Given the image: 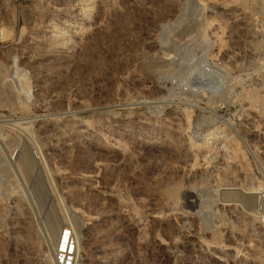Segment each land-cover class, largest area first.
<instances>
[{"label":"rangeland","instance_id":"374dc122","mask_svg":"<svg viewBox=\"0 0 264 264\" xmlns=\"http://www.w3.org/2000/svg\"><path fill=\"white\" fill-rule=\"evenodd\" d=\"M0 174V264H264V0H0Z\"/></svg>","mask_w":264,"mask_h":264},{"label":"bare ground","instance_id":"6f19581e","mask_svg":"<svg viewBox=\"0 0 264 264\" xmlns=\"http://www.w3.org/2000/svg\"><path fill=\"white\" fill-rule=\"evenodd\" d=\"M186 9V8H185ZM191 9V8H190ZM193 10H195L196 9V7H194V8H192ZM182 12V11H181ZM183 13V12H182ZM186 15V14H185ZM179 23V22H178ZM166 33V32H165ZM165 33H164V35H165ZM163 39V38H162ZM164 40V39H163ZM166 40V39H165ZM197 73V72H196ZM202 81H204V80H206V86L211 90V91H213V92H215V93H218L219 94V92L221 91V89H222V86H223V82L224 81H222V75H221V73H220V71L219 70H217V69H214L213 68V70L211 69V71L209 70V71H202ZM156 74V73H155ZM200 74V73H199ZM167 78V77H166ZM224 78V77H223ZM162 79V78H161ZM163 79H165V78H163ZM199 79V77H196V79L195 80H198ZM225 80V79H224ZM165 81V80H164ZM11 83H8L7 82V86H12V85H10ZM5 85V84H4ZM224 88V87H223ZM227 89V88H226ZM222 93V92H221ZM226 94V93H225ZM216 95V94H215ZM253 95H255V94H253ZM248 97H249V95H248ZM247 97V98H248ZM253 98H255V96L253 97ZM251 97H250V101H251ZM255 101V100H254ZM21 161H22V164H23V168L25 169V171H27V173H32L33 171V168H32V166H31V163L26 159V157L23 155L22 156V158H21ZM3 170H5V173L8 175V168L6 167L5 169H3ZM23 170V169H22ZM24 171V170H23ZM1 175V174H0ZM235 197V196H234ZM233 197V198H234ZM246 200V199H245ZM251 200V199H250ZM69 217L71 218L70 220H71V223H72V227L74 228V231H75V234H76V238H77V241H78V245H79V238H80V234L82 233V229H83V223L81 222V220L75 215V213L73 212V211H71V212H69ZM154 218V217H153ZM50 220H52V222H49L50 223V225H52L51 227H53V229H54V232H53V234H54V236L53 237H50V241H48V248L50 249V250H52L53 248H55L56 249V247H57V244H58V239H59V235H60V231H61V225H57V221H56V224H55V221H53V217H51L50 218ZM49 220V221H50ZM53 223L55 224V225H53ZM65 225V224H64ZM52 229V228H51ZM50 229V230H51ZM49 233V232H48ZM50 234V233H49ZM54 249V250H55ZM52 252V251H51ZM79 257H80V246H79V248H78V260H79ZM46 261H45V263L46 264H54V262H53V259H52V257H51V255L48 253V255H46Z\"/></svg>","mask_w":264,"mask_h":264},{"label":"built area","instance_id":"2783aa9c","mask_svg":"<svg viewBox=\"0 0 264 264\" xmlns=\"http://www.w3.org/2000/svg\"><path fill=\"white\" fill-rule=\"evenodd\" d=\"M36 159L39 162L43 161L40 152H34ZM78 241L76 239L75 231L70 223L65 224L59 235L58 244L54 250V264H78ZM182 264V263H180ZM190 264H201L194 261Z\"/></svg>","mask_w":264,"mask_h":264}]
</instances>
